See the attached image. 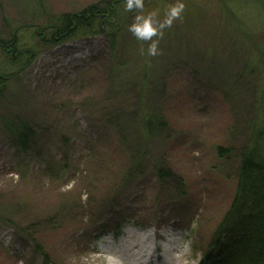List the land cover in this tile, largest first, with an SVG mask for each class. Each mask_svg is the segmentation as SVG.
<instances>
[{"label":"rangeland","instance_id":"obj_1","mask_svg":"<svg viewBox=\"0 0 264 264\" xmlns=\"http://www.w3.org/2000/svg\"><path fill=\"white\" fill-rule=\"evenodd\" d=\"M108 1L0 0V40L15 33V48H36L29 65L0 81V264H200L231 209L234 174L256 114L249 86L237 95L224 85L229 78L220 59L231 64L233 55L230 30L223 29L231 20L220 0H179L184 10L163 30L170 34L146 77L133 74L127 55L138 47L128 30L114 46L98 27L42 43L41 27L55 17ZM177 2L150 0L124 21L153 12L162 21ZM9 56L0 47V69L20 67V58ZM141 107L163 114L169 127L125 148L110 113ZM17 119L36 128L26 152L7 128ZM216 145L231 152L220 156ZM124 157L128 168L143 160L142 167L107 184L115 174L109 167ZM162 163L186 183L181 195L165 197L156 174ZM69 195L94 214L68 219ZM104 223L108 234L98 240Z\"/></svg>","mask_w":264,"mask_h":264},{"label":"trees","instance_id":"obj_2","mask_svg":"<svg viewBox=\"0 0 264 264\" xmlns=\"http://www.w3.org/2000/svg\"><path fill=\"white\" fill-rule=\"evenodd\" d=\"M149 1L144 0V7L149 6ZM126 3L127 0H109L102 6L93 5L79 13H67L55 17L51 22L41 27L42 43L49 42L50 39L54 43L59 42L62 38L76 36L80 33L84 34L87 31L93 32L98 27L100 32L109 34L114 46L118 39L124 37V32L132 24L126 23L125 18L127 19L129 15L135 14L137 11V9L134 12V9L127 10ZM219 3L225 17L231 20L228 24L229 27L223 28L230 30L227 37L231 44L230 54L233 55L231 64H228L224 57L220 59V67L223 69L222 75L225 72L229 78L224 85L237 95L242 94L243 90H248L247 87L249 86V93L251 92L255 98L256 116L250 130V137L239 155L238 168L234 174L231 209L220 227L218 235L212 240L211 245L213 248L215 247L214 254L211 247L212 250L206 254L205 264H264V0H244L243 2L236 0L235 6H233L234 0H220ZM169 34L170 32L163 31L162 37H153V40L158 41V48L168 39ZM9 40H0V47L10 55L9 57L14 63H17L19 58L21 62L17 64L20 67L16 70L13 68L10 70L0 69V81L3 82V85L4 82H9L13 76L19 74L29 65L31 58L36 54L35 47L15 48V33ZM132 41L133 46L136 42V47H138L135 50L130 49L127 55L133 65V74L146 77L154 56L148 55V46L145 42L151 43V41L137 40L134 35H132ZM142 44L144 48L139 49ZM11 47L14 48L11 49ZM13 50L16 51L15 55H11ZM16 57H18L17 60ZM124 78L127 79L128 75H125ZM110 115L115 120H119L112 126H118L117 135L122 143L121 146L125 148H128L127 144L130 139L140 141L137 138L140 137L142 141H148L169 127L163 114L148 108L141 107L135 112L125 111L122 113L116 111ZM121 122H127L128 126L122 129ZM132 123H134L133 126H129ZM7 128L14 137L18 149L24 152L30 150V146L37 137L35 127L28 121L17 119L9 121ZM135 133H138L137 136ZM227 149L229 148L222 145L215 147V151L219 152L220 156H225L231 152L229 149L224 153ZM124 160L125 157L123 161L116 164L118 166L109 167V169L115 170V174H111L107 184L115 177H120L121 174L123 179L124 177L132 178V173L136 174L135 171H138L143 164L142 160L141 163L139 161V165L135 169L128 168ZM65 168L63 167L62 170ZM156 174L161 189L166 193V196L164 195L166 198L170 199L176 192L181 195L178 189H183L182 191L186 189V183L178 176L172 166L162 163L156 166ZM168 181H175L173 183L175 187H169ZM107 189L109 187H105V191ZM66 201L67 205L64 201L63 213L70 214L68 219H72L71 214L73 213L77 214L76 218L81 217L86 212H89L91 216L94 214V210L88 211L81 199L75 198V195L74 197L69 195ZM93 202L91 197L89 205L91 206ZM72 224L75 225V223ZM107 231L108 226L105 223L100 225L98 237Z\"/></svg>","mask_w":264,"mask_h":264},{"label":"clouds","instance_id":"obj_3","mask_svg":"<svg viewBox=\"0 0 264 264\" xmlns=\"http://www.w3.org/2000/svg\"><path fill=\"white\" fill-rule=\"evenodd\" d=\"M184 3L178 2L170 6L166 17L161 21L157 19L155 12L147 15H136L134 22L129 26V31L140 41H151L148 48V55L156 56L158 54V41L153 40V37L163 36V30L170 28L173 22L177 20L184 10ZM127 10L133 9L142 10L144 8V0H127Z\"/></svg>","mask_w":264,"mask_h":264},{"label":"bare ground","instance_id":"obj_4","mask_svg":"<svg viewBox=\"0 0 264 264\" xmlns=\"http://www.w3.org/2000/svg\"><path fill=\"white\" fill-rule=\"evenodd\" d=\"M134 264H138V261H134Z\"/></svg>","mask_w":264,"mask_h":264}]
</instances>
